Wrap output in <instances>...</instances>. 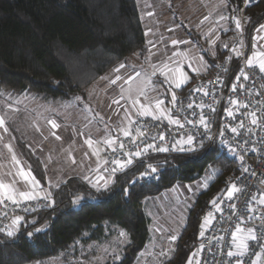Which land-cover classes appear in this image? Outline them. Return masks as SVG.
Here are the masks:
<instances>
[{"label":"trees","instance_id":"trees-1","mask_svg":"<svg viewBox=\"0 0 264 264\" xmlns=\"http://www.w3.org/2000/svg\"><path fill=\"white\" fill-rule=\"evenodd\" d=\"M227 3L231 13L242 14L245 36L264 21V0ZM145 51L135 0H0V93L69 99L83 94L128 55ZM207 59L209 71L217 59ZM195 78L192 75L180 89ZM18 148L34 177L46 186L40 161L22 142ZM148 159L159 170L158 178L150 182L141 176L147 163L138 158L119 170L107 188L97 190L75 176L52 187L50 208L23 213L12 236L0 232V264H28L72 249L78 252L79 245L107 240L114 229L122 230L127 241L123 256L113 264H131L148 236L149 219L141 209L142 199L178 181L193 180L213 166L216 175L189 209L175 248L162 263L186 264L197 248L202 219L212 199L238 173L237 159L210 143L169 156L150 154ZM78 197L83 199L74 203Z\"/></svg>","mask_w":264,"mask_h":264},{"label":"rangeland","instance_id":"rangeland-1","mask_svg":"<svg viewBox=\"0 0 264 264\" xmlns=\"http://www.w3.org/2000/svg\"><path fill=\"white\" fill-rule=\"evenodd\" d=\"M253 1L250 0V2ZM137 3L143 24L146 18L151 17L146 14L151 7L156 10L152 21L154 23L160 21V25L150 28L153 32L151 44L148 42L145 28L148 49L146 56L143 57L135 52L125 57L121 62L125 67L119 70L122 79L115 84L110 81L115 79L114 69L121 63L95 80L83 94L74 95L69 99L39 101V97L33 93L18 94L1 91L0 112L1 115L8 117L6 120L8 132L0 129V137H2L0 160L4 158L10 166L17 164L12 156L20 153L18 143L22 142L40 161L45 179L50 185H58L68 176L83 177L91 165L101 166L100 169L103 170L105 164L103 156L107 146L103 141L108 138L106 135L122 134L119 129L127 124L126 109L132 112V119L137 116L135 109L130 108L127 100H120L121 88L128 87L125 80L129 76L140 72L143 77L144 74H150L153 71L152 64L160 65L168 62L171 66L173 61H183L182 67L188 80L191 75L198 76L206 69L207 55L211 53L215 43L212 41L219 38V32L228 23L219 19V14L226 15V0H223V3L221 0L200 2L198 0H137ZM158 13L161 15L160 19H158ZM206 14L208 20L201 18ZM167 21L170 27L166 32L165 41L161 42L159 34L160 31L165 30ZM259 25L250 29V36L252 45L259 46L260 51L264 50V44L260 45L263 37L258 31ZM172 37H174L173 40L177 37V41L183 43L173 45L170 41ZM180 53L185 55L181 56ZM152 80L154 90L149 91L150 100L161 99L164 101V107L169 108L172 93H175L178 88L165 82L164 77L159 74L152 77ZM114 100H120V103L114 104ZM50 113L53 118L48 116L45 119V115ZM49 120H55L60 127L53 129L48 123ZM52 132L61 139H56L51 135ZM89 136L94 141L93 147L100 150L99 158L92 154L93 149L85 143ZM8 144L12 146L11 153L6 147ZM85 153L88 155L86 156ZM87 157L93 159L91 165L87 162ZM19 172H15L13 176L9 175L4 182L6 184L14 182L15 178L19 177ZM216 173L217 169L209 166L201 176L193 180L178 181L159 194L142 199L141 209L149 219L148 236L145 245L136 254L131 264H162L171 256L176 240L186 223L189 209L199 194L208 188ZM93 175L95 176V172ZM0 180L3 181L1 177ZM122 232V230L114 229V234L109 236L105 245L99 242H92L86 246L79 245L78 252L72 249L68 253L28 264L116 263L123 256V245L127 241L124 232L125 235L121 236ZM173 236L176 237L175 240L171 239ZM193 256L191 254L190 257L194 259Z\"/></svg>","mask_w":264,"mask_h":264},{"label":"built area","instance_id":"built-area-1","mask_svg":"<svg viewBox=\"0 0 264 264\" xmlns=\"http://www.w3.org/2000/svg\"><path fill=\"white\" fill-rule=\"evenodd\" d=\"M220 37L218 44L223 50L222 58L213 62L210 70L196 77L188 87L176 90L175 106L172 101L170 102L171 114L179 119L183 127L169 124L167 119L156 120L151 116H136L133 119L136 121L133 129L139 126L145 135L138 138L135 143L131 137L122 136L116 144L107 146L104 153L108 161L107 167L113 169L117 167L112 163L113 160L127 161L128 156L125 153H135L148 144L154 145L156 149L167 147L166 152L149 148L142 156L132 157L133 160L142 158L147 163L142 171L147 174L141 176L146 182H150L158 178L159 170L152 165L156 172L151 171L148 156L155 153L169 156L175 152L191 151H180V147L187 149L189 146L177 143L186 139L188 135L195 138L192 146L194 149L200 148L202 142V146L210 143L220 152H231L237 159L238 173L222 192L212 199L202 219L203 227L201 225L199 230L194 259L190 257L191 264H237L238 260L242 261V264H251L255 259V253L260 252L261 246L264 245V204L260 203L261 195L264 194V72L259 71L257 64L252 67L247 65L245 46L229 45L226 39L227 31L222 30ZM237 52L241 54L237 55ZM242 69L247 73V79L240 75ZM205 92L208 94L205 95ZM233 100L239 103L233 104ZM189 104L193 105L192 108L188 107ZM200 105L204 107L201 108ZM228 111H232L233 115L229 116ZM201 112L207 119V129L199 123ZM251 112H255L258 119L255 125L251 123L252 118L249 115ZM241 121L244 124L242 128L239 127ZM234 127L238 129L236 133L231 131ZM161 133L164 135L163 140L160 139ZM119 142H123V149L119 147ZM113 147L115 151L112 150ZM245 168L247 171H244ZM232 183L241 191L235 193L232 199H228L226 192ZM217 204L222 211L217 210ZM51 206V200L45 197H37L30 201L21 200L18 204L2 199L0 229L3 231L0 232L7 234L13 217ZM205 217H208L207 222ZM237 224L245 229H254L257 239L248 241V251L245 255L230 257L229 251H237L232 242V232ZM201 231L204 232L203 236L200 235Z\"/></svg>","mask_w":264,"mask_h":264},{"label":"snow or ice","instance_id":"snow-or-ice-1","mask_svg":"<svg viewBox=\"0 0 264 264\" xmlns=\"http://www.w3.org/2000/svg\"><path fill=\"white\" fill-rule=\"evenodd\" d=\"M246 2L250 3V0H246ZM221 3H223V0H221ZM149 15H151V13H149ZM220 20H227L228 17L225 16H220L219 17ZM204 20H208V17L205 16ZM235 20V26L236 29L240 30L241 29V22L239 20V18H234ZM258 31H264V25H260ZM264 39V38H262ZM215 41H212V43H214ZM149 43L151 44V41H149ZM178 43H183L182 41H177V40H172V44L176 45ZM153 47H155V45H152ZM225 47H227V45H225ZM235 51V49H233ZM149 52L151 53V49H149ZM241 53L237 52V55H240ZM174 55H177L174 53ZM179 55L183 56L185 54L180 53ZM151 57H149L150 59ZM230 59V57H229ZM169 60H171V58H169ZM254 64L258 65L259 71L264 72V52H256L253 53L252 56H250L247 59V65L249 67H252ZM183 61L180 62H176L173 61L172 65L170 66L168 62H163L160 65H156V64H152L151 67L153 69V71L150 74H144L143 77L141 76L140 72H136L134 76H129L127 78V80H125V84L128 85L127 88H121V96H120V100H127L130 104V108L131 109H135V114L138 117H145V116H151L153 119L156 120H160V119H167L169 124H175L179 127H183V125L180 123L178 118L173 117V115L171 114L172 110L170 108H166L164 107V101L161 99H155L150 100L149 98V91L150 90H154L153 88V80L152 77L157 76V74L161 75L164 77L165 82H168L170 84H173L176 88H180L182 84L186 83L188 80V76L187 74L184 72L183 70ZM125 67V65L123 63H121L116 69H114V71H116L117 73L119 72L120 69H123ZM241 76H243L245 79L248 78L247 73L243 71V69L241 70L240 73ZM103 79V78H102ZM122 77L120 75H117L115 77L114 80L110 81V83L115 84L118 80H121ZM237 79H239V77H237ZM235 90V88H234ZM195 91H203V89H195ZM208 93L205 92V95H207ZM143 98V100L141 99ZM79 99V98H77ZM120 100H114L113 103L114 104H119ZM176 103V96L175 93H172V104L173 106H175ZM233 104H238L239 102L236 100L232 101ZM192 104H189L188 107L192 108ZM244 107H247V105H243ZM201 108H203V105H200ZM127 124L123 127H121L119 129V131L122 133V135L124 137H131V140L133 143L136 142V140L138 138H142L145 133L141 130V128L139 126L135 127V129H133V125L136 124V121L131 119L132 116V112L130 110H127ZM228 115L232 116L233 112L232 111H228ZM249 115L251 116V123L253 125L258 123V119L256 116L255 112H251L249 113ZM8 119V117L4 116V115H0V129H2L4 132H8V128L6 126V120ZM48 123L51 125V127L53 129L59 128L60 125L55 121V120H49ZM189 123H193L192 121H189ZM199 123L201 125H203L205 127V129L208 128V123H207V119L206 117L203 115V113L201 112L200 114V119H199ZM243 121L240 122L239 127H243ZM37 130H39L37 128ZM231 131L233 133H236L238 131L237 128H231ZM223 133H221L222 135ZM51 135L55 136L56 139H61L60 136L56 135L55 132H52ZM0 139H2V137H0ZM160 139L163 140L164 139V135L161 133L160 134ZM209 139H211V137H209ZM194 140L195 138L192 135H188L186 139H182L180 141H178V144H186L189 147L186 149L184 147H180V151H186V150H195L192 146L194 144ZM222 143H226V141H221ZM85 143L89 146V148L93 149L92 154L96 155L99 158V148H94V141L92 140V138L89 136L86 140ZM103 143L109 147L113 146L114 144L117 143V138L115 137H109L107 139H105L103 141ZM201 146H202V142H201ZM6 147L8 148V151L11 153L12 152V146L11 144L6 145ZM119 147L121 149L124 148V144L123 142H119ZM173 147L175 148L176 146L173 145ZM149 148H154L157 151H163L166 152L168 151L167 147H161L156 149L154 145L152 144H148L145 145V147L142 150H138L135 153H125L126 156H128L127 161H123V160H113L112 163L115 164L117 167L112 169V172L115 173L118 169H124L127 166L131 165L133 162L132 157H140L143 155V153L147 152ZM113 151H115L116 149L113 147L112 148ZM85 155L87 156L88 153H85ZM12 159L14 161H16L17 164H19V161L16 160L15 155L13 154ZM241 159H243V157H241ZM73 163H75V159L73 158ZM105 164L108 163L107 160L104 161ZM149 168L151 169L152 172H156V168L153 167L152 165H149ZM244 171H247V169L245 168ZM19 174L21 176L24 177V179L26 181L29 180V176L30 173L25 172L22 168L20 169ZM147 173H142L141 175H146ZM85 180H88L90 184H92L93 187L97 188V190H99L100 188H107L108 184L111 182L110 179H106L103 176H100L99 179L96 180H89V178L87 176L84 177ZM101 180H103V183H101ZM31 184H32V188H36L39 185V182L35 180L34 177H31ZM241 191V189L235 184L232 183L230 184L227 192H226V196L228 197V199H232L233 196L235 195V193ZM39 196V193L34 192V191H19L17 190L12 183L9 184H5L3 181H0V202H2L3 198H6L8 200H11L13 203L18 204L21 200L23 201H30V200H34L37 199V197ZM50 196V193H47L45 195V198H48ZM80 199H83V197H78L76 200H74V203H78ZM253 199H255V197H253ZM54 204V201L52 202ZM213 203L215 204V201H213ZM260 203L264 204V194L261 195L260 198ZM217 210L218 211H222V209H220L219 205H216ZM233 207H235V205H233ZM211 215V213L209 214ZM23 219V217L21 216H16L14 217L13 221H12V225H18L19 221H21ZM206 222L208 221V217H205ZM203 227V225H202ZM0 231H3L2 229H0ZM37 231H40V229H37ZM8 236H12L14 235V229L10 228L7 232ZM29 235L31 236L32 233H29ZM125 234L122 232L121 236H124ZM201 236L204 235V232L201 231L200 233ZM172 240H175L176 237L173 236L171 237ZM257 237L255 235V230L252 228H248L245 229L243 228L240 224L236 225L235 230L232 232V242L235 245V248L237 249L236 252L233 251H229L228 252V256H243L245 255V253L248 251V241L249 240H256ZM203 247V246H201ZM195 255V254H193ZM188 264H191V258L188 262ZM237 264H242V261H237ZM251 264H264V245L261 246V251L255 253V259L252 260Z\"/></svg>","mask_w":264,"mask_h":264},{"label":"crops","instance_id":"crops-1","mask_svg":"<svg viewBox=\"0 0 264 264\" xmlns=\"http://www.w3.org/2000/svg\"><path fill=\"white\" fill-rule=\"evenodd\" d=\"M136 1V5H137V9H138V11H139V8H138V3H137V0H135ZM199 2L200 1H204V0H198ZM227 1V0H226ZM245 3H248V2H246V0H245ZM154 5V4H153ZM227 5H228V3L226 4V15L224 14V16L225 17H228V19L227 20H225L226 22H228V23H226V25H225V27H222V28H224V29H222V30H225V31H227V37H226V39H227V41H228V43H229V45H234V46H239V45H244L245 46V50H246V57H247V59L250 57V56H252L253 55V53H256V52H264V50L262 51V50H258L260 47L259 46H257V45H255V47L252 45V38H251V36L249 35V36H245V33L243 32V30H244V27H243V18H242V14H240V13H231L229 10H228V7H227ZM212 6V5H211ZM149 13H151V15H149ZM156 13V10L154 9V8H149L148 10H147V15L148 16H151V17H149V18H146V21H145V23L143 24V21H142V18H141V15H140V19H141V22H142V26H143V30H144V36H145V28L147 29V37H148V42L149 41H151L152 42V37L153 36H151V34L153 33L152 32V30H150V28H155V26L156 27H158L159 25H160V21H158V22H156V23H154L153 21H152V16L154 15ZM139 14H140V11H139ZM159 15H158V19H160V13H158ZM205 16H207V14L206 15H203L201 18H203V17H205ZM219 16H221V14H219ZM234 18H239V20H240V22H241V29L240 30H238V29H236V26H235V20H234ZM224 22V21H223ZM146 24V25H145ZM167 24V25H166ZM165 30L164 31H160V34H159V36H160V38H161V42L164 40L165 41V39H166V37H167V35H166V32H167V30L169 29V27H170V23H168V21H167V23H165ZM260 25H264V22H262ZM259 25V26H260ZM221 30V31H222ZM220 31V32H221ZM220 32H219V38L218 39H216L215 40V43H214V47H213V49H212V51H211V53H209L208 55H207V58L209 57V58H215V59H219L220 58V55H221V53H223V50L220 48V46H219V44H218V42L221 40V37H220ZM260 32V34L262 35V37L264 38V31H259ZM154 35V34H153ZM173 38L174 37H172V38H170V41H172L173 40ZM175 40V39H174ZM176 40H177V37H176ZM145 43H146V38H145ZM262 44H264V39H262V41H261V44L260 45H262ZM252 46H253V48H252ZM257 46V47H256ZM255 48V49H254ZM147 51H148V49H147V45H146V51H145V53L144 54H141V53H139L140 55H142L143 57L144 56H146V54H147ZM222 56H223V54H222ZM222 58V57H221ZM207 71H208V65H207V67H206V69L201 73V74H199L198 76H201V75H203V74H205V73H207ZM119 73H120V71L117 73L116 71H114L113 72V76L115 77V75L117 76V75H119ZM104 75V74H103ZM192 76V75H191ZM193 76H195V77H198V76H196V75H193ZM101 77V76H100ZM191 78V77H190ZM190 81V79L184 84V85H186V84H188V82ZM184 85H182V86H184ZM181 86V87H182ZM180 87V88H181ZM179 89V88H178ZM23 93H29V92H22V93H18V94H23ZM34 94V93H33ZM36 96H38L39 98H38V100L40 101V100H47V99H44L43 97H41V96H39V95H37V94H35ZM37 99V98H36ZM48 101H50V100H48ZM0 115H1V112H0ZM48 116H50V117H52V114L50 113V115H45V119L46 118H48ZM135 117V116H134ZM134 117H133V119H134ZM53 118V117H52ZM132 119V118H131ZM110 134V133H109ZM123 135L122 134H120V135H118V136H115V135H112V133H111V135H106V137H115V138H117V141L122 137ZM107 147V146H106ZM16 155V159L19 161V164H14L13 166H10V164L9 165H7V163L4 161V158H2L3 160H0V177H1V179H3V182H4V180L6 181V179H8V176L9 175H11V176H13V174L15 173V172H17V171H20V169L22 168L25 172H27V173H30V176H29V180L28 181H26L25 179H24V177L23 176H21L20 174H19V177L18 178H15L16 180L14 181V182H12V184H13V186L17 189V190H19V191H34V192H37V193H39V196L38 197H45V195L47 194V193H50L51 194V188L53 187V188H55V187H57L59 184H61V183H59L58 185H50L47 181H46V179H45V182H46V186L44 185H42L35 177H34V175L32 174V172H31V170H30V168H29V165L27 164V162L23 159V157H22V155H21V153H19V154H15ZM103 158H104V161L106 160L105 159V153H104V156H103ZM8 159H10V158H8ZM87 162H89V164L91 165V163L93 162L92 160L93 159H91L90 157H89V159H88V157H87ZM134 160H136V159H134ZM133 160V161H134ZM97 168H99V169H97ZM101 168V166H94L93 167V165H91V168L90 169H88V171L85 173V175L82 177H79V176H75V177H78V178H80V179H82V180H84L85 182H87L89 185H91L92 186V184H90L89 183V181L88 180H85L84 179V177L85 176H87L88 178H89V180H96V179H99V177L100 176H103L104 178H106V179H110L111 180V182L108 184V186L112 183V181H113V178H114V175L119 171V170H121V169H118L115 173H113L112 172V169H110V168H108L107 167V165L106 164H104V167H103V170H101L100 169ZM95 172V176L93 175V173ZM31 177H34L35 178V180L36 181H38L39 182V185L36 187V188H32V184H31ZM70 177H73V176H68V177H65V179H64V181H66L68 178H70ZM0 181H2V180H0ZM63 181V182H64ZM5 183V182H4ZM101 183H103V180H101ZM6 184V183H5ZM9 184V183H8ZM93 187V186H92ZM93 188H95V187H93ZM95 189H97V188H95ZM100 189H104V188H100ZM3 199H6V198H3ZM8 200V199H7ZM11 201V200H10ZM17 216H21L22 217V215H17ZM16 217V216H15ZM13 219H14V217L10 220V223H9V225H10V228H13L14 229V232H17L18 231V229H19V226H20V223H21V221H19V224L18 225H15V226H13L12 225V221H13ZM114 234V233H113ZM105 242H106V240L105 241H103V242H101V244L102 245H105ZM194 262V261H193Z\"/></svg>","mask_w":264,"mask_h":264}]
</instances>
